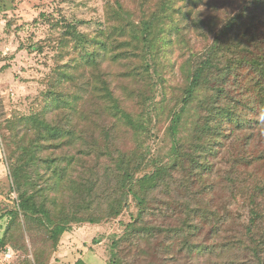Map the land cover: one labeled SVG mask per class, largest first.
Instances as JSON below:
<instances>
[{"label":"rangeland","instance_id":"374dc122","mask_svg":"<svg viewBox=\"0 0 264 264\" xmlns=\"http://www.w3.org/2000/svg\"><path fill=\"white\" fill-rule=\"evenodd\" d=\"M259 2L0 0V264H34V253L40 264H264V105L252 93L262 73L249 62H264ZM238 15L249 16L248 49L232 37L218 55L215 37ZM75 30L95 63L65 44ZM208 58L218 69L183 111ZM227 60L236 67L221 77ZM215 92L239 123L213 117ZM10 154L28 166L24 190L64 224L57 243L10 215ZM116 200L121 213L106 217Z\"/></svg>","mask_w":264,"mask_h":264},{"label":"trees","instance_id":"16d2710c","mask_svg":"<svg viewBox=\"0 0 264 264\" xmlns=\"http://www.w3.org/2000/svg\"><path fill=\"white\" fill-rule=\"evenodd\" d=\"M261 5H264V0H260L259 2ZM245 19H249V16H241L238 15V18H232L231 21H228L227 24H225L223 26V28L220 31V38H218L217 36L215 37V42H217V54H224L226 52H228V48L231 45H236L237 46V42H235L237 39H235L234 41L232 40V37H236V38H240V39H244V42H241V40H239L238 45L241 46L245 51H247L248 49V45L249 42H247L246 40V34L243 33L241 35H239V32L244 29V20ZM69 35V37H68ZM67 38H66V42L67 46H69L70 44L72 45V51L75 53V55L79 56V59L87 64V63H95L97 61V51L96 50H92L90 52V44H92V40H89L85 35H83L82 33L78 32V30H75L73 32V34H69L68 33ZM98 36V35H97ZM87 38V39H85ZM228 39V40H227ZM97 40V39H96ZM226 40V42H225ZM98 41V40H97ZM142 41L145 43V45L147 44V42H149V36L148 35H144L142 38ZM99 42V41H98ZM84 44L83 47H81V44ZM258 43V42H257ZM100 43H98L96 45L95 48H97V46H99ZM149 51V50H148ZM148 51L146 53H148ZM212 55V54H211ZM81 57V58H80ZM241 61H244V59H242ZM251 63V65L256 66V68H259L262 75H261V81L256 83L255 89L252 93L256 94L257 97L259 98V102L261 104L264 105V62L258 63L256 61H254L253 59L249 61ZM242 63V62H240ZM225 67H222L224 69V71H220L219 76L221 77H225L226 74H231L236 65H234L232 63L231 60H227L226 63H224ZM217 68V66H215V63L213 62V58H208L206 61L201 62L199 64V68L195 70V72L193 73V76L189 82V86L187 88V99L186 102L184 103V106L182 107V110L185 111L186 107L189 106L191 103H193V101L197 98V96L199 95V92L203 89L204 90V82H205V78L206 77H210V74L212 73V70L214 68ZM70 78V76H69ZM68 78V79H69ZM105 91H106V98L112 99V91L105 86L104 87ZM257 91V92H255ZM251 93V94H252ZM251 94L249 95L250 97V103L252 102L251 100ZM221 97H222V92H220V94L217 92L213 93V102H210L212 104V110L211 113H213V117L216 119L217 117H224L226 118L227 122H231V123H239L238 122V116L236 114V111L233 107H229V108H225V107H220V101H221ZM233 108V109H232ZM118 110V108H112L113 110ZM116 116L121 117L122 119H124L125 124L127 127H129L130 129H132L133 131L136 132H140L142 126L141 124H139L138 120L134 119L133 116H131L130 114H127L125 111H120V113H118ZM211 132H216L218 131V128L216 126H213L211 129ZM60 131H58L59 135ZM108 136H105L106 141L108 140ZM58 137V136H57ZM56 137V138H57ZM60 137V136H59ZM31 153V152H30ZM87 156H89V154H87ZM33 155L31 157H29L30 159V164L32 166V163L35 162V160H33ZM45 163V162H44ZM49 163V162H48ZM53 163V162H50ZM70 164V163H69ZM117 165H121L123 167L125 166L124 161H119L117 163ZM7 167H8V172H9V177L12 183V189L13 191H15L17 193V199H18V206L15 210H12V212L10 213V215L17 217V216H21L23 218V220L25 221V223L27 224V226L29 227L30 224L35 223V225H37V227H40L43 229V233H45L47 235V240H50L51 243L56 242L57 243V238H59V236H61L63 234V232H65L64 229V224L61 223H57L55 222V220L53 219V214H52V210L51 212L49 210L46 209V207L44 206V204H37L36 202V196L33 193L28 194L25 190H24V181L26 180L27 176H28V169L26 167H28L26 164H21L19 163L18 160L14 159L12 154H10L7 157ZM33 167V166H32ZM53 172L57 177L61 176L64 177V175L68 172V167H60L58 168L57 166H54L53 168ZM123 168L118 166V172L121 173ZM125 170V169H123ZM104 171L106 173H108L109 171H111L110 168L105 167ZM31 184V183H28ZM28 189H32L30 186H27ZM84 190L86 189V186L84 185ZM121 188H124V185L120 186ZM88 191V190H87ZM86 191V193H87ZM116 204L112 205L111 207H109L108 212H106L105 215H107L106 217H111V216H118L121 213V206H120V201L116 200L114 201ZM63 211L65 212V210L63 209ZM76 215L79 214V210H76ZM67 218H65L64 221ZM73 221L76 222H88L90 224H94L97 223L99 219H95V218H87V219H83V218H79L78 216H74ZM28 227H26V231L28 233H30V231H32V229H28ZM33 259H34V264H40L39 262V255L34 253L33 254Z\"/></svg>","mask_w":264,"mask_h":264},{"label":"crops","instance_id":"0c3cea01","mask_svg":"<svg viewBox=\"0 0 264 264\" xmlns=\"http://www.w3.org/2000/svg\"><path fill=\"white\" fill-rule=\"evenodd\" d=\"M1 149V148H0ZM0 159H1V150H0Z\"/></svg>","mask_w":264,"mask_h":264}]
</instances>
